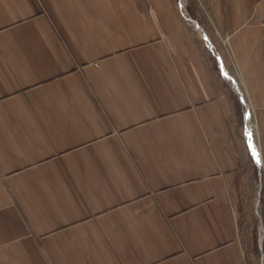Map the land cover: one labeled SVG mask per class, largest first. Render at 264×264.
Returning a JSON list of instances; mask_svg holds the SVG:
<instances>
[{"label":"crops","instance_id":"obj_1","mask_svg":"<svg viewBox=\"0 0 264 264\" xmlns=\"http://www.w3.org/2000/svg\"><path fill=\"white\" fill-rule=\"evenodd\" d=\"M199 1L259 165L177 0H0V264H261L264 0Z\"/></svg>","mask_w":264,"mask_h":264},{"label":"built area","instance_id":"obj_2","mask_svg":"<svg viewBox=\"0 0 264 264\" xmlns=\"http://www.w3.org/2000/svg\"><path fill=\"white\" fill-rule=\"evenodd\" d=\"M187 5H188V0H178V6H179L183 16L186 19L190 20L191 18L189 17L187 9H186ZM221 41H222L223 45L225 46L226 39H221ZM219 60H220V58H219ZM219 62H220L219 68H220L221 74H223L226 78H229L228 80L231 83L232 89L236 92V94L239 98V102L241 103V106L243 108L242 135H243V139L245 141L246 147L249 149V151L251 152V155L253 156V148H255L256 151L259 152V146H258V140H257V127H256V123H255L254 110L251 106V103H250L249 98H248V94H247L246 90L243 88V84H242L240 77L237 74V72L235 71V76H231V75L229 76L225 67L223 66V63L221 61H219ZM248 125L250 126L249 132L252 134V137H253V140L251 141L252 144L250 143V141L248 139V135H247ZM253 158H254V156H253ZM259 158H260V155H259ZM259 245L261 246V236L259 238ZM259 254L260 255L258 258L260 259L261 264H264V255H263L262 251Z\"/></svg>","mask_w":264,"mask_h":264},{"label":"rangeland","instance_id":"obj_3","mask_svg":"<svg viewBox=\"0 0 264 264\" xmlns=\"http://www.w3.org/2000/svg\"><path fill=\"white\" fill-rule=\"evenodd\" d=\"M178 1V0H177ZM187 7L189 8V11H188V15H189V17L191 18L190 20H188V19H186V20H188V21H190L193 25H194V27H195V29H196V31L198 32V37H199V39L202 41V43L204 44V46H205V49L207 50V52H208V54L210 55V57L212 58V62L214 63V65L216 66V68H217V72H218V74L223 78V79H225L228 83V86H229V88L232 90V92L235 94V96H237V94H236V92L232 89V86H231V83H230V81L228 80L229 78H226L223 74H221V72H220V68H219V65H220V62L219 61H221V59L219 60V58H220V56H219V54L217 53V51H216V49H215V47H214V45L211 43V41L209 40V39H207V33L205 34V32L203 31L204 29L202 28V26L200 25V24H198L199 22H200V20L198 21V23H197V20L192 16V14H191V11L192 10H195V9H198V10H200L201 12L203 11V9H202V7H201V4H200V1L199 0H188V5H187ZM191 10V11H190ZM203 13V12H202ZM185 18V17H184ZM202 31L204 32V34L202 33ZM203 35H205L206 37H204ZM209 37V36H208ZM221 40V39H220ZM221 43H222V41H221ZM222 45H223V43H222ZM224 46V45H223ZM219 56V57H218ZM222 62V61H221ZM228 75H229V73H228ZM230 76V75H229ZM237 98H238V96H237ZM238 101H239V98H238ZM242 119H243V117H242ZM242 128H243V121H242ZM244 140V139H243ZM244 143H245V141H244ZM259 182H257V184H258ZM257 194H258V192H257ZM263 195H264V190L263 189H261V191H260V196H258L257 195V199L259 198L260 199V201L258 200H256V206H258V209H260V207H261V204L263 203ZM257 210V209H256ZM250 213H252V212H250ZM251 219H252V222H251V224H252V228L250 229V232H251V239H252V241H253V244L255 245V248H254V250H255V252H254V254H253V257L254 258H256V259H259L258 257H259V253H261V248L259 247V238H260V235H259V218H256L255 217V213H253L252 214V217H251ZM260 260V259H259Z\"/></svg>","mask_w":264,"mask_h":264},{"label":"snow or ice","instance_id":"obj_4","mask_svg":"<svg viewBox=\"0 0 264 264\" xmlns=\"http://www.w3.org/2000/svg\"><path fill=\"white\" fill-rule=\"evenodd\" d=\"M253 156H254L256 163L259 165L261 163L260 158H259V152L256 151L255 148H253Z\"/></svg>","mask_w":264,"mask_h":264},{"label":"bare ground","instance_id":"obj_5","mask_svg":"<svg viewBox=\"0 0 264 264\" xmlns=\"http://www.w3.org/2000/svg\"><path fill=\"white\" fill-rule=\"evenodd\" d=\"M223 67V66H222ZM247 130H248V132H247V135H248V139H249V141H250V143L252 144V140H253V137L251 136V139H250V127H249V125H248V127H247ZM252 135V134H251ZM258 196H260V192H259V194H257ZM259 199V198H258ZM257 199V200H258Z\"/></svg>","mask_w":264,"mask_h":264},{"label":"trees","instance_id":"obj_6","mask_svg":"<svg viewBox=\"0 0 264 264\" xmlns=\"http://www.w3.org/2000/svg\"><path fill=\"white\" fill-rule=\"evenodd\" d=\"M222 61V60H221ZM241 117V120H242V117H243V108L241 107V109H240V114H239ZM245 144V143H244ZM252 207H253V205H252Z\"/></svg>","mask_w":264,"mask_h":264},{"label":"water","instance_id":"obj_7","mask_svg":"<svg viewBox=\"0 0 264 264\" xmlns=\"http://www.w3.org/2000/svg\"><path fill=\"white\" fill-rule=\"evenodd\" d=\"M202 33L204 34V32L202 31ZM204 37H206L205 35H203ZM258 201V200H257ZM259 247L261 248V246L259 245Z\"/></svg>","mask_w":264,"mask_h":264}]
</instances>
